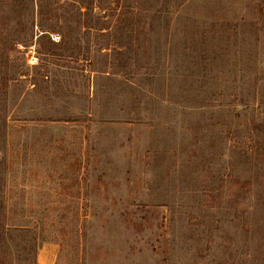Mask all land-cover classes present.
<instances>
[{
	"label": "rangeland",
	"instance_id": "1",
	"mask_svg": "<svg viewBox=\"0 0 264 264\" xmlns=\"http://www.w3.org/2000/svg\"><path fill=\"white\" fill-rule=\"evenodd\" d=\"M0 224V264H264V0H0Z\"/></svg>",
	"mask_w": 264,
	"mask_h": 264
},
{
	"label": "trees",
	"instance_id": "2",
	"mask_svg": "<svg viewBox=\"0 0 264 264\" xmlns=\"http://www.w3.org/2000/svg\"><path fill=\"white\" fill-rule=\"evenodd\" d=\"M0 230L3 232V231H6V232H8L10 229H8L7 227H4V225L2 224H0ZM15 229V228H14ZM16 230V229H15Z\"/></svg>",
	"mask_w": 264,
	"mask_h": 264
},
{
	"label": "crops",
	"instance_id": "3",
	"mask_svg": "<svg viewBox=\"0 0 264 264\" xmlns=\"http://www.w3.org/2000/svg\"><path fill=\"white\" fill-rule=\"evenodd\" d=\"M47 264H53L54 263V260L53 259H48V261H46Z\"/></svg>",
	"mask_w": 264,
	"mask_h": 264
}]
</instances>
